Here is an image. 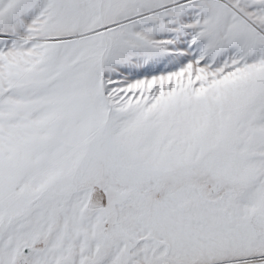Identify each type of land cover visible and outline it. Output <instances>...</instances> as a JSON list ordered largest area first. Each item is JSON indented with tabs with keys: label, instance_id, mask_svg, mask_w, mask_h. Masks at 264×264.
I'll use <instances>...</instances> for the list:
<instances>
[{
	"label": "snow or ice",
	"instance_id": "6c2138e0",
	"mask_svg": "<svg viewBox=\"0 0 264 264\" xmlns=\"http://www.w3.org/2000/svg\"><path fill=\"white\" fill-rule=\"evenodd\" d=\"M0 264H264V0H0Z\"/></svg>",
	"mask_w": 264,
	"mask_h": 264
}]
</instances>
